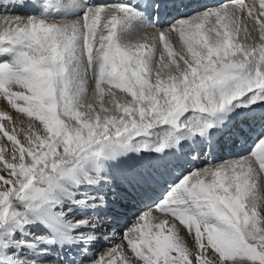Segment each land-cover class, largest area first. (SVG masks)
I'll list each match as a JSON object with an SVG mask.
<instances>
[{
	"label": "snow or ice",
	"instance_id": "obj_1",
	"mask_svg": "<svg viewBox=\"0 0 264 264\" xmlns=\"http://www.w3.org/2000/svg\"><path fill=\"white\" fill-rule=\"evenodd\" d=\"M28 6L37 12L26 19L0 17V94L39 121L43 135L33 132L25 147L0 123L13 143L12 162L0 154L8 177L0 175V264H46L54 248H81L56 256L58 264H210L208 248L218 264H264V217L257 210L264 175V0L259 7L232 0L177 20L159 32L158 59L155 35L151 43L122 41L134 24L159 26L158 17L147 18L149 8H159L150 0H13L11 8ZM71 15L76 19L66 18ZM56 16L59 23L49 22ZM247 25L258 31V42H241L242 32L245 41L252 36ZM166 32L178 35L179 51ZM89 77L95 102L87 101ZM13 85L23 90L14 92ZM113 89L131 99L121 102ZM0 118L8 119L3 112ZM245 129L257 137L248 156L183 174L155 203L194 231L202 250L195 261L177 225L165 231L164 221H146L150 212L123 235L135 260L122 244L106 258L88 256L103 225L98 215L76 218V210L84 216L107 207V192L115 198L118 188L152 200L154 185L177 167L166 159L170 152L196 139L210 150L216 138ZM36 227L44 231L36 234Z\"/></svg>",
	"mask_w": 264,
	"mask_h": 264
},
{
	"label": "bare ground",
	"instance_id": "obj_2",
	"mask_svg": "<svg viewBox=\"0 0 264 264\" xmlns=\"http://www.w3.org/2000/svg\"><path fill=\"white\" fill-rule=\"evenodd\" d=\"M157 1L158 0H150V2H152L153 4H158L160 6V4ZM193 1H197L199 3H204L206 5V6H203V7H206V9H204V10H208V9H211V8H214V7H218V6L223 5V4H230L232 2V0L225 1L224 3H222L224 0H221V1L220 0H193ZM12 2H13V0H5V2H3V0H0V11L5 13L4 7H3L4 5H8V9L9 10L7 12L13 11L12 8H11ZM27 2L29 3V5H31V3L34 2V0H27ZM119 2H122V0H100V1L99 0L98 1L89 0V3H94V4H97V5H99V4L100 5L101 4L102 5H111V4H115V3H119ZM132 2H135V0H132ZM176 2L178 3V0H176ZM252 2H253V0H244V3L249 4V5H251ZM255 2H256L257 7H259V0H255ZM189 5H190V7L186 6L184 8L183 12L180 9V7H178V14H173V12H169V10H174V9H172V8H174L173 5H171V7L162 8V10H164V11L161 10V13H162L163 17H165V18H163L162 21L158 23V25H159L158 27L157 26H145L143 28V27H140L137 24H134L131 27L132 30H129L128 32H126V33H124L122 35V41L125 42V43H133V44H135V43H151L152 42V37H153V35H155V37H156L155 42H156V45H157L156 58L158 59L160 52H163V47L159 43V32L162 31V30L167 29L170 24L175 23L177 20H179L181 18H187L188 16L193 15L192 12H195V10L199 9V4L198 3H196L197 8H194L196 6L192 5V3H189ZM191 5L194 6V7L192 8ZM162 6H164V5L162 4ZM165 6H167V5H165ZM168 6H169V4H168ZM204 10H202V11H204ZM13 12L14 13H20V14H22V16H21L22 18H26L25 16H28L27 14L33 15V14H35L37 12V10L34 9L33 7H31V6H28V7H25V8H18V9H16ZM6 15H9V14H0V17L6 16ZM11 15H13V14H11ZM73 16H75V15H73ZM53 19L55 20V22L59 23L61 18H60V16L49 17V22H52ZM75 19H76V17H72L69 20H75ZM247 27H248L249 32L252 33V36L247 41H245L244 33L242 32L240 34L241 42L242 43L243 42H247V43L258 42V40H259L258 31L257 32H253V30L251 28V25H247ZM137 28H138V30H137ZM126 36H129V38L126 37ZM177 37H178V35L176 33H174V32H172V33L166 32V38L171 42V44L173 46V49L176 50V51H179L182 46L180 45V42L177 40ZM166 55L167 54L165 53V57H166ZM93 83L94 82L91 81V78H90L88 80V83H87V101L95 102L94 101L95 88L93 86ZM18 88L19 87L13 85L11 90L14 91V92L20 91L21 89H18ZM113 91L116 93L117 98L121 102L131 99L130 96H126V95L123 96V97H122V95L120 96L119 93L115 89H113ZM1 95L2 94H0V112L7 113L1 107L3 105V103H2L3 98L4 99H6V98L5 97H1ZM109 99H110V97L107 96V95L104 97L105 102L108 101ZM5 102L7 103L8 101H5ZM18 103H23V102L22 101H18ZM5 107H7V105ZM19 116H21V117L18 118V119L17 118L16 119L12 118V120L15 121L14 123L13 122H9V121H8V123L6 121H4V122L1 121L0 123L4 124L6 130H8L10 134L16 135L17 140L20 142V144H22L25 147H27L28 146L27 145V137L32 135L33 132H36V133L42 135L43 127L40 126V124L37 123V121L31 120L29 117H28L29 118L28 119L29 121H28L27 118H25V116L24 117L22 115H19ZM252 132H254V131H252ZM1 134L2 133H0V150L3 149V154L2 155L4 156V154H5V157L8 160H10V162H12L13 143L11 142L12 144H11V147H10L9 151H7V149L5 150L4 146L7 143L2 141L4 136H1ZM253 135H256L255 132H254ZM254 142H256V141H254ZM188 143H189V145L193 144L191 141H189ZM197 144L198 143L195 141L194 145L197 146ZM6 148H7V146H6ZM232 151L234 152V150H232ZM180 153L182 154V151ZM211 153H212V151H211ZM228 154L229 153H227V156H229ZM245 154H246V152H243L242 156H248L250 154V152L248 154H246V155ZM17 156H18V153H17ZM182 158H184V156H182ZM238 158H239V156L235 157L233 159H238ZM213 159L219 160L215 164L224 163L226 161L232 160V158L231 159L220 160V158L217 155H215V157H213ZM199 160H201V159H199ZM253 160H254V158H253ZM182 161L184 163V160H182ZM196 161H198V160H196ZM214 161H216V160H214ZM3 164L0 161V166H2ZM187 166H188V163H185L184 167H187ZM192 167H193V165H192ZM200 168H201V165H200ZM200 168H198V169H200ZM182 170H183L182 169V164L180 165V163H178L177 167L174 170V171H176V173L178 175H175V173H173V174L170 175L168 180L169 181L170 180H172V181L178 180V178L181 177V174H179V172H181ZM196 171H198V170H196ZM169 173L170 172H168V174ZM159 182H161V181L159 180ZM169 183H171V182L166 183L165 186L168 187ZM259 183L263 185V181L259 182ZM258 191L260 192L259 194H258ZM263 194H264V188L257 189V195H263ZM153 195H154V193H152V196ZM135 200H138V199H134L133 201H130L129 202L130 205H128L129 208L133 210L132 211V213H133L132 216H129L126 219H124V217L119 215V211H117L116 209L114 210V208H113L112 210L114 211V215L112 217H111V214L107 213V216L103 218L104 220H102V222L99 220L102 223L103 226L98 228L99 231L97 230V232H96V235L99 238L96 239L95 241H93L88 247V256L89 257H93L94 259H99L100 257L104 256L106 258L107 253L110 250V248H112L116 244H122L124 246V248H125L126 254H128L129 256H131V258L133 260H135L134 255L131 254L130 250L127 249L126 241L123 240L124 232L127 230V228L131 227V225L139 218L140 215H142L145 212H150L151 213L152 219L148 220V218H146V221L151 223V224L154 223V221L156 222L157 218H160L161 216L166 214L164 212H163V214H161L160 212H162V211L155 209V207H149L148 206L146 208H144V207L141 208L140 204H139V206L138 205H131V203L134 204ZM146 200H140V201L143 202L141 204V206H145V204H147V202L151 201V200H147V201ZM113 206H114V204H113ZM76 211H78L79 213L81 212L80 210H76ZM74 216L76 218H80V217H77L76 214H74ZM95 217H96V215L93 216V218H95ZM164 217H165V215H164ZM166 217L169 220L170 219L171 220L175 219L174 217H171V218H169L168 216H166ZM146 221H141V223H144ZM157 223H158V220H157ZM172 224H176L177 225V230L179 231V235L184 239L185 244H186L187 247H189L190 251L192 253L193 252L196 253V255L199 254L202 250L199 249L196 246L194 231L189 233L188 230L186 228H184V226L180 225L179 221H177V220L173 221ZM168 227H169V225H168ZM80 251H81V248H72V249L65 248V249H63V251L54 248V249L51 250V255L48 258V260L46 261V264H58V262L54 259L56 256H58V255L59 256H64L65 254L74 255L76 252H80ZM203 251H204V255L206 256V258L208 260L210 259L212 264H218L219 259L218 258H214V256H213L214 254H213L212 250H210V248H208L207 250H203ZM190 258L193 261H195L192 256Z\"/></svg>",
	"mask_w": 264,
	"mask_h": 264
},
{
	"label": "rangeland",
	"instance_id": "obj_3",
	"mask_svg": "<svg viewBox=\"0 0 264 264\" xmlns=\"http://www.w3.org/2000/svg\"><path fill=\"white\" fill-rule=\"evenodd\" d=\"M3 2H5V0H3ZM100 5V4H99ZM204 9H206V7H204V8H202V9H199V10H197V11H202V10H204ZM196 13V11L195 12H192V14H195ZM0 14H9V15H11V14H13V15H20V16H22V14H20V13H14L13 11H9V12H2V11H0ZM36 14V13H35ZM27 15H29V14H27ZM25 17H27V16H25ZM72 17H76V16H67L66 18L67 19H71ZM26 19V18H25ZM144 28V27H143ZM142 29V28H141ZM130 30H132V28L130 29ZM137 30H138V28H137ZM143 30V29H142ZM126 37H128L129 38V36H126ZM177 40L179 41V37H177ZM180 42V41H179ZM180 45H181V43H180ZM181 49V48H180ZM91 77H89V79H90ZM91 81H93L94 82V79H92L91 78ZM93 86H94V83H93ZM18 89H21V88H18ZM23 89H21L20 91H22ZM118 93H119V95L121 96L122 95V97L123 96H128L126 93H122V92H120L118 89H115ZM1 97H4L3 95H1ZM5 101H7L6 99H4L3 98V101H2V103H3V105L1 106L3 109H4V111L5 112H7L6 114H7V117H8V119H4V118H0V122L2 121V122H4V121H6L7 123H8V121L9 122H15L14 120H12V118H14V119H18V118H20L21 116H19V115H22L23 117L25 116V118H27V120L30 118L31 120H35V118L34 117H29V116H27V114H25V113H21V112H19L17 109H13L12 108V106H11V104H8V102L6 103ZM106 104H107V101L105 102ZM7 105V107H5ZM97 110H98V105H97ZM18 111V112H17ZM18 113V114H17ZM17 116H16V115ZM29 117V118H28ZM29 121V120H28ZM35 121H37V120H35ZM6 123V124H7ZM37 123H39L40 124V122L39 121H37ZM40 126H42L41 124H40ZM43 131V130H42ZM3 134V133H2ZM1 134V136H3ZM42 135H43V132H42ZM197 140V139H196ZM3 142H5V143H7V144H5V146H4V149L6 150L7 149V151H9L10 150V147H11V141H8L7 140V138L5 137H3V140H2ZM8 141V142H7ZM254 143L255 142H253L252 143V147H253V145H254ZM188 144V145H187ZM10 145V146H9ZM6 146H7V148H6ZM251 147V148H252ZM251 148L249 149V150H247L246 151V153L248 154V151H251ZM192 149H195L196 151H200V150H202V149H200V148H198V146H195L194 144H190L189 145V143L187 142H185L184 143V147H183V150H182V154L180 153H178V154H173V153H169V155H168V158L166 157V159L167 160H169V161H173V162H177V161H179L180 160V158L179 157H181V156H184V157H186V159L188 160L189 158L192 160L193 158V155L192 154H194V152H193V150ZM205 151V150H204ZM202 152V151H201ZM219 152V151H218ZM0 154H3V149L2 150H0ZM179 157H178V156ZM147 158L148 157H146V160H147ZM4 159L6 160V161H8V162H10V160H8L6 157H5V154H4ZM148 159H150V158H148ZM196 159V158H195ZM200 159H202L200 162H195V163H190V164H192L193 166H195V168L194 167H192V168H190L189 170H188V172H186L185 174H190L192 171H196V170H200V169H202L203 167H206V166H210V161H207V160H205V159H203V155H200ZM231 159V158H230ZM233 159V158H232ZM183 160L185 161V158H183ZM194 160V159H193ZM217 160V159H216ZM198 161H199V159H198ZM2 162V161H1ZM189 162H191V161H189L188 160V162H186L185 161V163H189ZM194 162V161H193ZM217 161H215V162H213V163H211L212 165H214L215 163H216ZM178 163H181V162H178ZM2 164H3V162H2ZM191 165V166H192ZM197 165V166H196ZM200 165H201V168H200ZM3 167H4V164L2 165V166H0V175H4L5 176V178H8L7 177V174L3 171ZM258 167V166H257ZM198 168H200V169H198ZM173 171V169L171 170V172ZM168 172H170V171H168ZM168 172H166L165 173V175L162 177V181L161 182H159L158 183V188H159V190H158V197H157V200H156V202L155 203H158L159 202V199H162L163 198V195L164 194H166V191H167V186H165V183H168V182H173L172 180H168V179H166V177H167V175H168ZM169 175H170V173H169ZM263 181V185H264V175H262L261 176V178L258 180V189L260 188H264V186L262 185V184H260L259 182H262ZM174 183V182H173ZM160 185V186H159ZM0 187H3V182L2 181H0ZM164 187V189H162L161 190V188H163ZM118 195H116L115 196V198H113V202H111V196H113L114 197V194L111 192V191H108L107 192V199H108V206L107 207H100V209L99 208H97L95 211H92V210H89L88 212H87V214L86 215H84V216H82V213L80 212H78V211H76L74 214H76L77 215V217H80V218H93V216L94 215H98V217L100 218L99 220L102 222V220H104L103 218L104 217H106L107 216V213L108 214H111V213H114V211L112 210L113 208H114V210L116 209L117 211H119V215L120 216H122V217H124V219H126L127 217H129V216H132L133 215V213H132V209H130L129 208V206L128 205H130V201H133L134 199H136V198H134V197H132V195L130 196L129 195V193H127V192H124V189H121V188H118ZM154 193V192H153ZM260 192L258 191V194H259ZM155 194V193H154ZM259 197H261L262 199H261V202H260V204H259V207H258V212L260 213V216L261 217H264V194L263 195H258ZM134 198V199H133ZM146 200V199H145ZM135 201H137V200H135ZM138 201H140V200H138ZM147 201V200H146ZM155 203L152 205L153 207H155ZM112 204V205H111ZM113 204H114V206H113ZM139 204H142V203H138V204H136V203H131V205H138L139 206ZM146 207H148V206H146ZM118 208H123V209H118ZM22 210V209H21ZM122 210V211H121ZM104 211V212H103ZM108 211V212H107ZM110 211H113V212H110ZM125 213V214H124ZM161 214H163V212H160ZM104 215V216H103ZM165 215V217L166 216H170V214H168V213H166V214H164ZM164 215L163 216H161L160 218H157L156 219V222L154 221V223H152L153 225L154 224H156L157 223V220H158V223H159V221H164L165 223H164V230L166 231L167 230V228H168V225L169 226H171V224L173 223V221H175V219H173V220H169L167 217L165 218L164 217ZM102 216V217H101ZM172 216H170L169 218H171ZM94 219V218H93ZM170 221V222H169ZM100 222V223H101ZM172 222V223H171ZM102 224V223H101ZM100 228V227H99ZM154 230H156V229H154ZM32 231L34 232V233H36V234H41L44 230L42 229V228H40V227H36V228H33L32 229ZM98 231H99V229H98ZM210 250H212V249H210ZM81 252V251H80ZM80 252H76V253H80ZM212 252H213V256H214V258H218L219 259V257H218V254H216L215 252H214V250H212ZM211 252V253H212ZM75 253V254H76ZM216 255V256H215ZM195 256H196V253H192V257H193V259L195 260ZM209 262H210V264H212L211 263V261H210V259H209ZM229 264H230V262H229Z\"/></svg>",
	"mask_w": 264,
	"mask_h": 264
}]
</instances>
